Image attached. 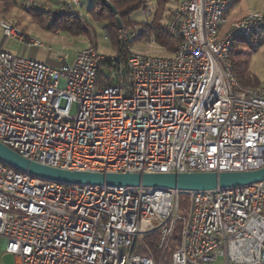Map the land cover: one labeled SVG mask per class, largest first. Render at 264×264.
Segmentation results:
<instances>
[{
    "label": "built area",
    "instance_id": "2783aa9c",
    "mask_svg": "<svg viewBox=\"0 0 264 264\" xmlns=\"http://www.w3.org/2000/svg\"><path fill=\"white\" fill-rule=\"evenodd\" d=\"M26 11L84 22L82 0H21ZM230 0H178L173 54L136 52L143 26L98 45L51 53L57 64L0 49V142L32 161L90 172L192 173L264 167V84L244 85L230 54L264 30V11L229 23ZM89 11V9H88ZM225 26H227L226 29ZM4 36L38 38L0 21ZM87 27V25H86ZM108 40V36H105ZM153 39V38H152ZM78 111L71 114L72 105ZM43 180L0 161V237L15 264H264V180L191 191ZM159 233V257L136 252Z\"/></svg>",
    "mask_w": 264,
    "mask_h": 264
},
{
    "label": "rangeland",
    "instance_id": "374dc122",
    "mask_svg": "<svg viewBox=\"0 0 264 264\" xmlns=\"http://www.w3.org/2000/svg\"><path fill=\"white\" fill-rule=\"evenodd\" d=\"M85 6V16L87 20L82 21V25L88 28V35H74L63 29H50L48 26L52 24L56 17L52 14H38L31 11H26L21 0L14 2L12 0H0V21L11 23L18 27L26 36L38 38L42 42L39 50V55L44 57L40 61L48 58V63L57 64V61L52 60L51 53H67L69 55L68 62L72 63L76 52L80 48H85L91 45L98 47L107 55L115 54L119 46V32L113 36L106 29L105 21H95L92 14L88 11L94 7L95 0H82ZM177 0H168L166 5L161 9L160 16L162 23L168 24L170 13L177 6ZM231 16L238 15L244 11H264V0H232ZM98 9V7H97ZM157 0H147V7L139 9L132 13L131 20L136 23L134 26H145L153 21L157 14ZM230 23V22H229ZM108 36V40L105 36ZM28 38L24 42L18 41L13 37H6L0 27V49L9 51L15 55L28 56L32 50L31 56L37 48H28ZM133 49L136 52L147 53L151 55H170L168 50L159 47L152 38H136L132 41ZM230 60L234 66V75L242 84L251 85L264 84V30L253 37L239 36L235 40L233 50L230 54ZM45 62V61H43ZM78 111V104L72 105L71 114L75 115ZM190 198L183 196L180 201V214L186 216L189 211ZM143 243V242H142ZM173 244V243H172ZM142 245V244H141ZM141 247V246H140ZM172 250L168 251L164 259L165 264H171ZM223 257H218L213 264H224ZM0 264H15V256L8 253L4 249V238L0 237Z\"/></svg>",
    "mask_w": 264,
    "mask_h": 264
},
{
    "label": "water",
    "instance_id": "95a60500",
    "mask_svg": "<svg viewBox=\"0 0 264 264\" xmlns=\"http://www.w3.org/2000/svg\"><path fill=\"white\" fill-rule=\"evenodd\" d=\"M103 3L116 15L117 10L109 0ZM118 29L123 28L117 18ZM0 161L43 180L82 185H125L176 189L184 194L191 191L214 190L247 186L264 180V167L250 171L192 172V173H133L90 172L68 170L44 165L23 157L0 142Z\"/></svg>",
    "mask_w": 264,
    "mask_h": 264
},
{
    "label": "trees",
    "instance_id": "16d2710c",
    "mask_svg": "<svg viewBox=\"0 0 264 264\" xmlns=\"http://www.w3.org/2000/svg\"><path fill=\"white\" fill-rule=\"evenodd\" d=\"M17 2V0H12ZM111 4L117 10V14L115 15L102 0H95V5L92 7L89 12L92 14L93 19L95 21H105L106 29L114 36L116 32L119 31L117 25V18L123 23V26L129 27L132 25H136L135 22L131 20V15L135 11L146 8L147 0H109ZM168 0H157L158 9L157 14L153 21L149 24L143 26V31L139 35V38H153V41L161 48L166 49L169 53L173 54L177 48L179 43V39L171 35L168 31L167 24L162 23L160 11L166 5ZM98 7V9H97ZM40 17L41 15L38 14ZM82 21L80 19L68 16V15H59L55 18V20L48 27L51 29H63L74 35H88V28L82 25ZM233 50V49H232ZM232 52V51H231ZM249 86H258L257 84L251 85L245 84ZM183 196H187V194H182ZM180 198V201H181ZM181 231L182 224L179 223L175 227L173 234V241L171 250L172 252L177 248L181 239ZM159 233L155 232L149 235L144 236L143 244L139 247L136 252L144 255L152 254L154 257H159L160 249H159Z\"/></svg>",
    "mask_w": 264,
    "mask_h": 264
},
{
    "label": "crops",
    "instance_id": "0c3cea01",
    "mask_svg": "<svg viewBox=\"0 0 264 264\" xmlns=\"http://www.w3.org/2000/svg\"><path fill=\"white\" fill-rule=\"evenodd\" d=\"M178 1V0H177ZM232 0H230V7H229V10H228V13H227V16H228V20H229V22H233V21H235V20H238V19H240V18H242V17H244L245 15H247L249 12H252L251 10L250 11H244V12H241V13H239L238 15H233V16H231V11H232ZM227 28V26H225V28L224 29H226ZM41 48H37L36 49V51H35V53H34V56H31V53H32V50L31 51H29V56H31L32 58H36V59H40V58H38L40 55H39V50H40ZM42 50V49H41ZM40 57H44V56H40ZM43 61H45V62H47L48 61V58H45V60H43ZM48 63V62H47ZM260 85H262V84H260Z\"/></svg>",
    "mask_w": 264,
    "mask_h": 264
}]
</instances>
